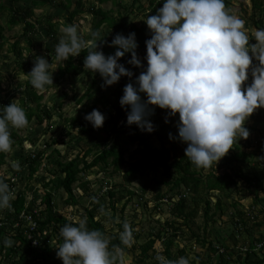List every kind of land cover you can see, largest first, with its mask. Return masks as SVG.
<instances>
[{"label": "trees", "instance_id": "1", "mask_svg": "<svg viewBox=\"0 0 264 264\" xmlns=\"http://www.w3.org/2000/svg\"><path fill=\"white\" fill-rule=\"evenodd\" d=\"M108 1L117 4L118 16H114L110 11L103 10L99 7L98 4ZM236 1L238 3H235L233 0H225V7L233 3L243 9L247 4V0ZM250 1L253 19L256 18L255 14L257 11L261 14L254 20V23L260 24L261 28H264V0ZM27 2H29V0H0V19L3 16L6 19L5 25L4 23H0V51L4 50L20 58L22 57L23 51H25V47L22 46V43L28 46L26 50L29 53L34 45L35 38L42 33L43 40L40 45L44 46L46 52H51L56 55V45L54 44L57 43V39L54 31L56 23L54 19H57V15H47L42 20H37L34 17L35 9L48 6L69 11V15L67 16L69 21H74L75 17L83 12H89L92 16L93 33L97 32L102 26H106L110 31V33L103 38L99 36L93 37L92 35L91 43L88 47L82 49L78 56L70 57L66 61H63L58 67V71L53 75L58 82H61L67 75L79 76L84 72H87L86 74L88 76L92 75L93 77L92 72L84 68V60L89 48H94L95 45H98V49L102 50L105 55H108L106 53L107 45L111 43L117 33H122L127 36L129 33L135 32L138 42L136 51L144 67L129 63L131 53H126L124 57L119 59V62L133 72L134 76H132V78L122 76L113 87L112 93L107 94L103 91V78L94 77L90 84L87 83V89L82 95L76 98L77 104L79 103L80 105L83 103L80 112L75 117H65L64 119L69 121L73 127H76L80 133L76 140L80 152L73 158H63L59 151L55 149L56 156L54 159L58 166V171L56 170L54 172V178L44 183V186L49 189H46L45 193H43V197L41 196L38 203L35 199L36 194H33L35 195L34 199L29 201L23 189H20L15 197L12 198L11 207L6 209V216H4V221L6 223L0 225V264H64L62 258L57 256V247L63 240L60 230L62 226L67 223L78 225L81 220H86V225L90 230L99 229L102 231L109 238L110 248L112 245H119L124 253L130 252L133 256V264H158L155 256L158 251L157 245L159 243H162L165 247L161 254L171 260L178 259L179 257L175 256L172 247L177 244L174 243L175 237H179V235L181 236L182 233H185L184 225L187 226L189 230V232L186 233L188 237L195 238V242H197V240L200 241L202 246H205L208 250L207 260L210 261V263L200 259L198 262L199 264H231L229 254H232L233 249H235L239 243L235 235L233 233L230 235V238L234 242L232 244L233 246L221 244L224 248L223 251H220V248H216L213 245L215 237L207 239L206 237L196 235L192 231V228L190 231V222H192L197 215L200 201H204V216L206 221L203 230L205 232L208 220L214 219V213H211L212 194L216 195L214 204L217 210H223L221 197L224 196L225 198H231L230 204L236 207L237 204L242 201V198L244 199L246 196L236 199L231 191L234 188L237 191H244L245 194L251 193L254 196L252 203L246 207V209L237 208L236 212H232L235 214V218L238 219L236 224H241L242 228L244 227L246 229L248 224L252 222L256 225V228H264V216L258 221V212L255 210L258 209L256 206L260 203V192L264 191V166H262L258 172L254 173H246L243 170V163L247 159L250 162L249 157L251 153H246L244 149H241V141H244L245 147H248V143H251L250 139H236L233 148L221 158L215 167L210 166V168L207 169L202 167L198 168L186 157L185 148L187 147V143L179 138L178 123L169 115V110L160 108L156 105H150V107L154 109V112L149 115L148 119L153 122L155 126V131L153 132L160 141L159 147H153L144 137L147 131H142L136 124L129 125L127 123V113L131 110L130 106H122L120 103V98L124 94V87L127 84L126 79H131L133 84H136V77L139 76L142 71H145L147 67L146 40L151 38V32L145 20L141 24L129 21L128 18L131 11H129L127 5L122 3L121 0H97V5L88 8H86L84 0H30L29 3ZM163 3L164 0H149V4L145 6L144 4L142 5L140 0H133L131 6H135L143 11L145 17H147L151 14H156L158 9L163 6ZM74 4H76V8ZM122 10H124L125 13ZM18 25L22 27V33L15 36L12 42H9V38L5 35V29L12 30ZM48 41H50V44L47 43ZM250 42L254 43L252 39ZM117 47L118 46H115L110 54H114ZM50 62L53 63L54 61L52 60ZM253 62L258 63L254 58ZM15 70V74L28 73V68L25 64H21ZM251 77L252 74L249 70L248 79ZM27 78L24 84H17L19 88L13 91L8 98L1 99L0 95V109L14 101L13 95L18 94L20 106H22L26 112L28 124L32 121L34 122L32 126L41 125L45 121L49 123L55 115L52 111H46L42 108L43 105L40 101H42L45 92H41V90L34 88L30 83V78ZM251 82L252 81H245L243 86L246 87ZM141 96L142 99L147 100L146 94L141 93ZM31 103H33V105H31ZM62 105V100L57 101L56 107L61 108ZM97 106L99 108L98 110L106 117L102 127L110 128L109 132L102 134L104 140L107 142L114 137H119L123 132L126 133V131H128L129 134L126 139L128 143L127 147L119 143H113L109 147L94 152L96 146L84 143L82 138L95 133L97 129L91 122L85 119V114L89 110L92 111L93 109H97ZM263 111L264 107L258 108L251 114L252 118L256 117L255 119L260 121ZM0 114H2V112H0ZM170 133L174 138H170ZM15 135L16 131H13L11 133V138H14ZM13 138L12 146L16 143V140H13ZM53 142L57 143L58 141L53 139ZM180 142H182V145ZM257 143L259 145L264 144V139L260 138V141H257ZM100 144V142H96L98 147ZM134 144H136L137 147L134 150H129V146ZM48 157L49 154L46 152V149H40L39 151L35 150L31 153H22L19 151L15 154L18 167H16V170H13L11 175L16 172L17 175H21L20 178L23 180L24 171L27 168L26 179H31L41 166L44 167L46 162L51 160V158ZM6 164L9 166L7 167V171H5ZM19 166L23 168H19ZM95 166L100 167L104 172L107 171L111 174L122 175L123 183L119 184L121 189L120 195V189L116 190L111 188L108 193L114 198L113 203L124 199L123 205L128 204V201L133 199L134 195H136L135 191L128 187L125 188V186L131 184L136 179H144L148 171H154L151 180L143 181V187L139 192L140 197L146 201V194L154 193L151 197V201H154L156 204L154 209H156L157 205H159L158 203L162 201L169 202V210L175 218L171 220L167 219L162 223L157 221L155 224H159V227L157 226L158 228L155 230L152 228L148 233L140 229L139 224L136 223L135 226L132 225L131 227L134 230V241L131 246L123 245L119 234L123 231L124 223L119 224L117 231L111 234L108 233L103 220L100 218L105 210L102 199H104L107 191L102 193L99 197H92L97 194L95 193V188L90 185V181H80L78 184V187L82 189L84 193L88 191L92 192L89 204L84 206L83 218L81 220L68 218L55 208L57 203L55 201L54 192L62 188L67 196L65 202L72 205L78 204L80 200L75 193L74 184L83 178L80 176L81 172L87 173ZM123 167H125V169H123ZM108 168H111V170H107ZM12 169L13 168L7 160V152H0V175H4L3 179L8 183L13 193L17 183L11 180V176H6V173L12 171ZM49 170L52 169L49 168ZM159 171H162V175L168 177L169 180L165 181L163 178H160V175H157ZM102 182L103 184L98 188L109 185L105 180ZM162 182L170 185L169 190L164 189ZM112 187L116 188L115 186ZM187 194L190 195L189 198ZM165 197L167 198L166 200H164ZM114 207L115 205L113 204V208ZM34 209H38V213L36 212L37 214L33 211ZM3 210L5 209L0 210V213ZM258 210L261 212L264 211L262 208ZM22 211L33 214L38 222V227L36 229H29L28 223L19 219L18 216ZM179 218L184 220L183 223H179ZM15 221L18 222V226L13 227ZM251 231L252 230L249 232ZM30 233L32 234V238L28 236ZM8 237L13 241L10 247L5 246L3 243L4 239ZM218 237L219 235L216 234V240H218ZM141 238H143V241L139 243L138 241ZM34 240H37L36 245L33 244ZM244 248L240 247L239 250H242L237 254L236 264H264V254H258L256 252L261 250L264 251V241L258 239L255 243H251ZM180 250L178 251L180 253H178V256L185 254V252L188 254L187 250L184 248L181 252ZM253 253L256 254L254 259H252ZM214 255H216L215 261L212 262V257ZM149 259H151L152 262H147ZM117 262L118 259L116 264ZM191 264H195V261Z\"/></svg>", "mask_w": 264, "mask_h": 264}, {"label": "clouds", "instance_id": "2", "mask_svg": "<svg viewBox=\"0 0 264 264\" xmlns=\"http://www.w3.org/2000/svg\"><path fill=\"white\" fill-rule=\"evenodd\" d=\"M145 22L151 32V38L146 40L147 67L136 77V84L125 85L120 98L121 105L131 109L127 123L153 132L155 126L148 119L154 112L150 105L170 110L171 116L179 113V138L187 143L186 157L196 167L207 169L233 148L237 138L249 137L245 123L254 111L264 107V28L255 30L251 34L255 42H250L245 21L226 10L225 0H164L157 13L147 16ZM62 32L55 46L58 62L78 56L88 47L77 25L68 24ZM111 45L118 46L114 54L105 55L95 45L89 48L84 60L85 69L103 77L102 87L113 85L122 76L132 78L133 72L119 62L126 53H131L129 63L144 67L136 51L135 32L127 36L117 33ZM253 58L258 61L255 66ZM52 67L45 56L35 57L34 66L27 73L34 88L42 90L53 84ZM250 67L253 80L244 87ZM141 93L146 94L147 100L142 99ZM0 112V152H8L12 147L9 126L24 128L28 119L16 100ZM105 118L98 109L85 115L96 128L103 126ZM169 136L174 138L171 133ZM28 147L27 153L35 151L32 145ZM18 182L14 187L17 192ZM17 192L12 193L8 183L0 179V210L5 209L0 213V221L4 224L6 209L11 207ZM133 231L125 221L119 234L123 245L131 246ZM60 233L63 240L57 247V256L64 264H116L118 258L119 264H124L120 246L110 248L109 238L99 229L90 230L86 220L78 225L67 223ZM3 243L10 247L13 241L5 238ZM155 259L158 264H190L187 257L171 260L160 251Z\"/></svg>", "mask_w": 264, "mask_h": 264}, {"label": "rangeland", "instance_id": "3", "mask_svg": "<svg viewBox=\"0 0 264 264\" xmlns=\"http://www.w3.org/2000/svg\"><path fill=\"white\" fill-rule=\"evenodd\" d=\"M86 8L93 7L94 5H97V0H84ZM122 3L126 4L129 11L131 13L129 14V21H133L137 24H141L147 17H145L143 11L136 8L135 6H131L133 3V0H121ZM235 3H238L236 0H233ZM30 2V0H29ZM27 2V3H29ZM142 5L145 6L149 4V0H140ZM99 7H101L103 10L110 11L114 16H118V8L117 4H114L112 1H108L106 3L98 4ZM74 7L76 8V4H74ZM226 10L230 12L232 15H236L243 19L245 21V28L249 33L250 40L252 39L254 42V37H252V33L261 28L260 24L254 23V20L258 18L261 14H259V11L256 12L255 17L253 19V12L251 9V1L247 0V4L242 8H240L238 5L231 4L230 6H226ZM124 13L125 11L122 10ZM35 18L37 20H42L47 15L55 16L57 15V19H54L56 21L54 31H55V37L57 39V43L59 42L61 36L63 35L62 28L68 24H75L78 27V32L83 36V38L88 42V45L91 43V36L93 33L92 30V16L88 12H83L75 17L74 21H69L67 16L69 15V11L57 9L55 7H41L35 9ZM5 17L3 16L0 19V23H4L5 25ZM66 23V24H65ZM37 24V23H36ZM97 32L99 33V37L103 38L107 36L108 33H110L109 29L106 26L100 27ZM22 33V27L20 25L15 26L12 30L5 29V35L9 38V42H12L14 40V37L17 35H20ZM43 40V34L41 33L38 37L34 40V45L31 48V51L28 53L26 50V47H28L25 43H22V46L25 47V51H23L22 57L19 58V56H15L13 54L7 53L6 51H0V95L1 99L8 98L13 91L19 88L17 84L21 83L24 84L28 74L24 73H18L15 74V69L19 67L21 64H25L28 68L27 72H30L31 69L34 66L35 57L37 55L45 56L49 62L54 61L52 63L53 67L51 68V72L54 75L58 71V67L62 64V62H58L55 60V55L51 52L48 53L45 51V48L43 45H40ZM50 44V41L47 42ZM55 43L54 45H57ZM8 46V45H7ZM6 46V47H7ZM115 46H112L111 43L107 45V54L109 55L114 50ZM33 51V52H32ZM141 59V58H140ZM143 59V58H142ZM21 63V64H20ZM87 72L82 73L79 76L75 75H67L64 77L61 82H58L53 77V84L47 85L44 89L41 90V92H45V95L40 101V103L43 105L42 108H44L46 111H52L54 113V117L52 120L47 123L46 121L41 125H34V122H30L28 125H26L24 128H14L11 125L9 126L10 133L13 131H16V135L14 136L13 140H16L15 145L11 147V150L7 152L8 154V161L12 165L13 163H17L18 161L15 159V154H17L19 151L22 153L29 152L28 145H32L33 150L39 151L40 149H46V152L49 154V157L51 160L46 162V165L44 167H40L38 172L34 174V176L31 179H26L27 177V168L24 171V177L23 180L21 179L19 184V189L25 190L27 194V198L30 200L34 199L36 194V202L38 203L40 201L41 196L43 197V193H45L46 189H49L44 186V183L47 182V180L54 178L55 171H58V166L55 162V156L56 152L55 149H57L63 158H73L77 153L80 152V148L77 146V138L79 137V131L76 127H73L69 121H66L65 117H75L81 110V107L83 106V103L79 105L76 102V98L80 97L82 93L87 89V83H91L92 78L94 77H100L103 78L99 72H95L91 76H88L86 74ZM249 77V76H248ZM253 77L249 78L247 81H252ZM126 82H132L131 79H126ZM117 83V82H116ZM114 83L113 85L104 87V92L107 94H111L113 87L116 85ZM96 92V91H95ZM14 100L20 105L19 102V95L14 94ZM113 99V98H112ZM62 100L63 105L61 108L56 107L57 101ZM87 100V99H85ZM13 102V101H12ZM33 105V103H31ZM91 105V103H90ZM89 105V106H90ZM87 106V107H89ZM97 109L98 106H97ZM170 111V110H169ZM89 110L87 113H90ZM86 113V114H87ZM85 114V115H86ZM259 115V114H258ZM261 120L257 121L254 117L250 116L248 120L245 123V126L250 130L249 139L251 143H248L249 146L245 147L244 141H241V149H244L246 153H251L249 160H245L243 163V170L246 173H254L258 172L262 166H264V144H258L257 141H260V138L264 139V111L261 113ZM176 123L179 122V113H177L175 116H171ZM105 129V130H104ZM110 128L108 127H100L97 128L95 133L84 136L82 139L84 140V143L87 145H93L96 146L94 149V152L97 150H102L105 147L111 146L113 143H119L123 146L127 147L128 143L126 142V139L128 138L129 132L126 131L122 133L119 137H114L110 139L109 141H105L104 137L102 136L103 133L109 132ZM70 132V133H68ZM144 137L147 142H149L153 147H159L160 141L157 137V135L154 132H145ZM53 139H56L58 142L54 143ZM238 139V138H237ZM34 141V142H33ZM96 142H100V146L98 147L96 145ZM182 145V142H180ZM186 143V142H185ZM47 145V147H46ZM49 145V146H48ZM51 145V146H50ZM136 144L129 146V150H134L136 148ZM245 147V148H244ZM24 149V151H23ZM48 157V158H49ZM221 160V159H220ZM216 162H213L211 166L215 167ZM9 167L6 164L5 171L8 170ZM51 168L52 170H49ZM210 168V167H209ZM125 169V167H123ZM16 170V168L12 169ZM107 170H111V168H108ZM12 171H9L6 173V176L11 175ZM19 172V170H18ZM154 174V171H148L145 175L144 179H136L134 182H132L129 185H126V187L132 189L135 191L134 198L128 201V204L123 205L124 199L113 203V197H111L108 193V191L112 189H120L119 184L123 183V178L121 174H111L109 172H104L100 167L95 166L92 168L89 172H81L80 176L83 178L79 180L76 184H74L75 187V193L79 197L80 200L78 204L72 205L68 204L66 201V193L61 188L59 191L54 192L55 201L57 203L56 209L63 213L68 218H73L76 220H81L83 218V209L84 206H87L90 202V197L92 192L88 191L87 193H84L82 189L78 187V184L80 181H90V185H92L95 189V193L97 195H93L92 197H99L102 193H105L106 195L104 199H102V203L104 204V212L100 216V218L103 220L104 225L108 231L109 234H111L114 231H117L119 228L120 223H124L127 221L131 226L137 223L139 224V228L143 229L145 233H148L152 228L155 230L159 227V224H155L157 221L159 223L164 222L167 219H174L175 217L171 214L169 207V202H160L157 205V208L154 209V206L156 205L154 201H151V197L154 193H147L146 194V201H144L143 198L140 197V190L143 187V181H149L152 179ZM157 175H160V178H163L165 181H168L169 178L162 175V171H159ZM5 176V177H6ZM4 175H0V179H3ZM103 180L109 183V185H104L102 188H98L103 184ZM112 186H115L116 188H113ZM162 186L165 190H169L170 185L163 183ZM98 188V189H96ZM100 189V191H99ZM264 190V189H263ZM119 190V195H120ZM233 192V195L236 197V199L246 196L244 199L242 198V201L237 204V206H232L230 204L231 198H228L225 196L221 197L222 204H223V210H217L215 208V199L216 195L211 196V213L213 214L214 219L208 220L206 231L204 232L203 228L205 227V216H204V201H200L199 209L197 212L196 217L193 219L192 222H190V231L192 228V231L199 235L200 237H206L207 239L214 238L213 245L216 248L223 249V245L221 244H228L233 246L234 243L233 240L230 238L231 233L235 235V237L238 239V246L233 249L232 254L230 253L229 256L231 258V264L237 263V257L238 253L241 252L240 247L244 248L247 247L251 243H255L258 239H261L264 241V228H256L255 224L250 222L246 229L242 225H237L236 222L238 221L237 218H235V214L232 212H236L237 208L239 209H246L248 207L253 199L254 196L251 193H246L244 191H237L234 188L231 190ZM216 194V193H215ZM118 195V197H119ZM189 195V194H187ZM117 196V195H116ZM115 196V197H116ZM190 195L188 196V198ZM259 201L260 203L256 206L258 209L262 208L264 210V191L260 192L259 195ZM147 203V204H145ZM113 204L115 207L113 208ZM258 209H255L258 212V221L261 219V217L264 216V211H260ZM232 213V214H231ZM179 223H183V219H178ZM184 225V224H182ZM158 226V227H157ZM185 233H182V235L179 237H175V244L172 248L174 250V254L177 257H187L190 260V264L195 261V264H199V260L203 259L204 262L210 263V261L207 260L208 258V250L205 246H202V243L197 240L195 242V238H189L186 234L189 232L187 229V226L184 225ZM252 230L251 232H249ZM216 234L219 235L218 240H216ZM9 238V237H8ZM134 241V240H133ZM143 241V238H141L138 242L141 243ZM186 247V248H185ZM191 247V248H190ZM164 245L162 243H159L157 245V250L162 252L164 250ZM187 250L188 254H181V256H178L180 253L178 252L180 249ZM190 249V250H189ZM245 249V248H244ZM243 249V250H244ZM180 250V252H181ZM258 254H264V251H256ZM163 253V252H162ZM179 253V254H178ZM216 255L212 257V262L215 261ZM256 257V254H252V259ZM123 261L124 264H133V256L130 252L124 253L123 252ZM147 262H152L151 259H149ZM119 264V258L118 262Z\"/></svg>", "mask_w": 264, "mask_h": 264}, {"label": "built area", "instance_id": "4", "mask_svg": "<svg viewBox=\"0 0 264 264\" xmlns=\"http://www.w3.org/2000/svg\"><path fill=\"white\" fill-rule=\"evenodd\" d=\"M256 64H258V63L253 62V66H255ZM249 70L251 71V67H250ZM133 76H134V74H133ZM19 177H20L19 175L14 174L13 176H11V180H12L13 182L17 183ZM14 191L17 192V189L14 188ZM33 211H34L35 213H36V212L38 213V209H34ZM37 213H36V214H37ZM19 219H22V220L26 221V222L28 223V225H29V229H31V230H34V229H36V228L38 227V222H37L36 218L33 216L32 213H28V212H26V211H22V212L20 213V215H19ZM3 224H4V222L0 221V225H3ZM13 226H14V227L18 226V222L15 221V222L13 223ZM28 236H29V238H32V234H31V233L28 234ZM33 244L36 245V244H37V240H34ZM219 250H220V251H223V249H221V248H220Z\"/></svg>", "mask_w": 264, "mask_h": 264}]
</instances>
